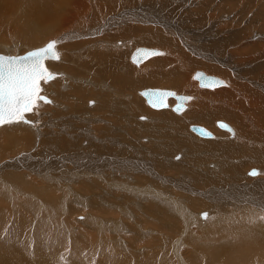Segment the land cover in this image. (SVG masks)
Here are the masks:
<instances>
[{"label":"rangeland","instance_id":"374dc122","mask_svg":"<svg viewBox=\"0 0 264 264\" xmlns=\"http://www.w3.org/2000/svg\"><path fill=\"white\" fill-rule=\"evenodd\" d=\"M57 1L61 2V0ZM74 1L87 6L85 0H64L66 4ZM128 1L130 3L124 6L129 10L139 8L141 3L139 0ZM153 1L165 7V10L160 8L157 11L151 3L150 7L154 9V14H158L162 21L165 20L173 27L183 29L172 31L164 25L155 22L149 24L142 18L134 16L129 17L124 26H106L108 31L98 33L94 37L74 36L70 42L60 40L57 43V40L53 39L58 53L55 60H46V62L55 66L52 73L55 77L49 82L41 80L38 92L39 95H45L48 101L36 100V107L23 115L29 125L25 126L20 122L21 127L15 122L0 125V147L5 148L8 143L20 139L21 144L27 148L22 149L20 146L15 149L17 152L5 148V153L0 155V167L15 159L17 155L18 158L23 157L30 161L40 158L39 155L43 151L47 153L44 163H40L41 168L47 170L45 175L37 172H41L40 167L33 171L28 170L22 162L21 168L7 169V165L0 170V248L3 247L1 244L9 243L13 246L15 243L21 249L18 253L24 252L25 258L27 256L34 259L37 253L32 252L36 251L37 244L44 243V253L41 257L49 262H52V259L58 260H53L52 264H216L213 260L218 248H214L215 252L211 249L207 252L203 244L204 238L213 242L209 239L208 233L203 235V230L216 226L215 223L213 225L212 222L208 223L212 217L218 215L217 211L212 209L216 200L211 198L203 202L202 199L207 188L213 187L219 190L218 186L224 185V174L228 173L223 172L221 163L223 158L216 159L218 152L207 149V144H201L202 139L200 140L189 130L184 129L182 132L178 129L172 130L175 125L172 127L168 125V120L163 119L157 112L161 110L147 106L139 92L145 88L171 90L167 85L154 84L155 82L150 78L151 74L161 73L152 66V63L150 64L154 58H159L161 55L171 58L170 70L184 68L181 71L187 72L185 61L180 58L183 55L178 56L170 49H165L176 44L179 52H184L183 54L205 65L219 66L231 76L228 78L227 73L224 77L215 75L220 80L227 81L228 78L231 84L236 83L235 86L238 87V84H244L242 77H246L250 83L245 85L250 86L251 91L254 89L264 94L261 89L264 88L262 87L264 85V0H151L150 2ZM40 5H48L49 9L40 10L38 8ZM56 5L55 0H0V46H4L0 48V54H22L57 37L59 30L51 20L56 16L54 12ZM136 6L138 7L134 8ZM78 10L79 8L74 7L71 13L60 12L63 13V17L65 16L64 20H68L74 15L76 18ZM81 12L83 13L78 16L81 26H84V21L82 23L81 20L95 17L91 13L89 15L83 7ZM109 17L107 15L102 18L103 23L100 22V25L107 24L106 19ZM179 17L181 21L184 20V23L180 21V26ZM97 20L99 21L100 17H97ZM70 24L68 23V26ZM68 26L61 28L64 30ZM98 27L97 22L94 28ZM129 28L133 34L124 35V30ZM149 31H154L155 35L163 40L171 41V44L163 46L156 40H148L147 37L151 34ZM41 33L44 35L40 39ZM106 36H112V40L104 39ZM102 42L109 44L111 49L108 50L101 44ZM185 43L188 45L186 46ZM221 46L224 48L222 49ZM190 47L193 49L200 47L202 51L193 55L189 51ZM137 48L154 49L160 54L136 66L131 62V55ZM164 50L166 53H163ZM128 51V66L122 65L116 68V73L112 77L115 83L109 80L107 73L108 79L103 77L105 81H102V78L98 77V71L108 68L109 63L108 65L106 63L113 59V53ZM98 54H107L109 58L104 61L99 60ZM226 54L231 56L229 60L231 62L227 65L224 62ZM209 55L214 59H209L207 57ZM85 69L87 73H84ZM206 70L210 72L206 66L196 68L190 75L191 79L186 83L190 81V84H193V73L197 71L206 73ZM125 76L128 82L123 84L121 80ZM141 83H146L148 86H143V89L140 87L138 89L141 90L138 91L134 85ZM131 87L132 89H129ZM220 87L218 88H225L226 84L225 87L223 85ZM238 88H241L240 85ZM215 90L217 91V88L210 91L213 93L216 92ZM240 90L243 97H239L241 100L238 101L234 98L233 100L232 97L216 99L215 94H208L198 89L192 94L195 97L186 95L190 99L186 101L188 108L198 110L195 115L186 118L182 115L184 111L176 113L171 109L169 113L175 116L182 115L178 118L183 122L182 126L188 127L190 126L188 121L195 123L194 120L189 119L190 117L198 122L197 115L204 116L209 113L207 111L209 108L218 106L210 102H221L223 99L225 105L223 102L221 104L225 108L242 115L241 102L246 104L248 100L245 99L243 88ZM185 93L182 92V95L184 96ZM58 95H61V98H57ZM141 100L142 103L139 102ZM227 101L232 102L227 104ZM233 103L237 110L232 108ZM137 105L142 109L136 108ZM168 108L170 104L165 109ZM214 127L224 131L217 125ZM16 131L20 138L14 136ZM182 140H188L191 145L181 143ZM212 140L229 142L220 136ZM262 141L258 140V142ZM43 145H46V150H42ZM96 146L99 147L97 150L99 153L93 151L97 149ZM104 156L107 159L110 157L109 162L111 164L113 162L114 165L106 164L107 169L86 165V161L89 163L107 160ZM134 157L137 158L133 161L137 163L136 166L128 162ZM232 159L236 160L234 165L239 171L233 175L237 178H232L234 182L226 180L227 183L221 188L228 191V188L236 183L235 186L247 188L245 191H239L244 200L249 192H256L258 201L264 202V194L259 188L261 185L264 186V163L259 164L256 159L254 160V156L247 152ZM114 160L120 163L118 161L115 163ZM139 162L142 164H138ZM230 163L233 165L232 161L228 162ZM253 168L259 170V174L248 177L246 172ZM192 170L196 173H204L205 180L209 176L213 185L205 186L198 178H193V182L189 184L191 191L184 190L182 185L185 182L181 181L180 184L178 182L183 180L182 176L191 175ZM8 174L22 176L29 186L23 183L20 185L17 182L22 179H15L14 175L11 178ZM203 175L200 178H204ZM219 180H223L222 185ZM230 183L232 184L229 185ZM6 184L8 187L4 189ZM148 191H151L148 194L155 193L160 202L156 203L147 198ZM191 200H201L205 207L194 209L191 204L194 201ZM166 201H169L168 204H164ZM169 205L176 206L175 209L178 211L187 212L182 216H176L171 212L172 210L169 211L171 208L167 210ZM258 207L261 209L258 210ZM232 208V206L227 208L230 209L227 216H232L230 213L236 212L234 216H237V220L235 217H229L227 221L217 223L220 231L213 234L214 240L216 237L221 239L213 243L219 245L222 244L223 239L231 240L235 246L232 252L234 261H241L246 255H250L249 250L245 249L250 243L244 233L250 232L257 240H264V206L254 203L242 204L235 210ZM239 210L243 213H238ZM204 214L209 215L208 220L202 218ZM189 215L191 217H188ZM251 218L256 219L249 222ZM184 220L186 223H183ZM230 220H232L231 224ZM232 226L237 230H232ZM238 234L244 239L240 246H238L240 242ZM192 237L195 238L196 243ZM197 242L202 244L199 245ZM247 261L256 264L257 260L249 258ZM225 262L221 263L227 264ZM262 262L264 259L258 264Z\"/></svg>","mask_w":264,"mask_h":264},{"label":"bare ground","instance_id":"6f19581e","mask_svg":"<svg viewBox=\"0 0 264 264\" xmlns=\"http://www.w3.org/2000/svg\"><path fill=\"white\" fill-rule=\"evenodd\" d=\"M70 1V0H69ZM137 1V0H135ZM151 0H139V8H137L138 6L134 7V8H137V9H133V10H129L126 6H124L125 4H129L130 2L128 0H97L96 2L94 0H85V3L87 4V6H84L83 4L80 5V4H77L75 1L72 2V3H65L64 0H61V2L59 3L57 0H55V3L57 4L55 7H54V12L56 14V16L52 17V22L53 24L55 25V27L59 30V33L57 35V37L55 38H52L51 40H49L50 42H53V39L57 40L56 43L58 41H62V40H65V42H70L71 39H74V36H79L81 38H85V37H94V36H97L98 33L101 34V32H106L108 31V29L106 28V26H113V25H117L118 27H122L125 25V23L127 22L128 19H130L129 17H138V18H142L143 21H147L149 24H153L154 22L157 23V24H160V25H164L166 26V28H168L169 30H172V31H178V29L181 31L183 28H175L173 27V25L171 24H168L165 20L162 21L161 17H159L158 14H154V9H152L150 7L151 3L154 4V8L155 10H159L160 8L162 10H165V7H161L163 4L161 3H156V1H153V2H150ZM82 3V2H81ZM67 7H66V6ZM141 6H143V8H141ZM158 6V7H157ZM48 5H45V6H39L38 8L40 10H44V11H47L49 8ZM66 7V8H65ZM79 8V12L77 11L76 12V18H75V15L74 17H71L70 19H66L64 20V17H63V13L60 12V11H68L70 12L73 8ZM82 7L86 9V12H88V14L92 16H95L94 19H85V20H81V22L83 23L84 26H81V23H80V20L78 18V16L80 14H82L83 12H81L82 10ZM85 12V13H86ZM71 13V12H70ZM73 13V12H72ZM75 14V13H74ZM107 15H109L110 17L106 19V22L107 24H103L102 26L100 25V22L102 20V18H105ZM163 17H165L164 15H162ZM61 18V19H58ZM97 17H100V20L98 21L97 20ZM75 18V19H74ZM74 19V20H73ZM179 22L181 21L180 20V17L178 18ZM98 22V25L99 27L98 28H94L96 23ZM182 23H184V20L181 21ZM181 22L179 24V26L181 25ZM68 23H71L69 26H68ZM103 23V22H101ZM187 23V22H185ZM39 25H43L42 23H39ZM53 25V26H54ZM68 26V28H65L64 30L61 28V27H64V26ZM184 26V25H183ZM182 26V27H183ZM52 27V26H51ZM49 27V29L51 28ZM88 27H91V29H88ZM126 36H130L132 35V31L131 29H127V30H124ZM116 33V31H115ZM149 33H151L147 38L148 40L150 41H154L156 40L159 44L163 45V46H166V44L170 43L171 44V41L167 40V39H162V38H159V36H156L155 35V32L154 31H149ZM135 34V33H134ZM44 35V33H41L39 34V38L41 39V37ZM184 35H182L183 37ZM77 38V37H76ZM104 39H109V40H112V36H106ZM80 40V39H79ZM48 41V42H49ZM55 42V41H54ZM64 42V41H63ZM55 43V45H56ZM101 44H103L105 47L108 48V50L111 49V46L109 44H107L106 42H102ZM119 44H121L119 42ZM186 46L188 45V43H185ZM192 44V43H190ZM92 45V44H91ZM43 46V45H42ZM199 46V45H198ZM4 47L3 45L0 46V48ZM126 47V46H125ZM210 47V46H209ZM212 47V46H211ZM172 48V49H171ZM188 48V47H187ZM221 48L223 49L224 47L221 46ZM228 48V47H227ZM166 50L170 49L173 53H175L176 55H183V56H180L181 59H183L185 61V65L187 67V72L184 73L182 72L181 70H184V68H181V70L179 69H173V70H170L169 68V64H171V58H167V57H163V55H161V57L159 58H154V56L156 57V55L160 54V52H158L157 50H154L156 51L154 54H152L151 56H149L148 58L142 60V61H139V62H135L131 59V62L138 66L142 63H144L145 61L149 60V59H153L150 64L152 63V66L154 68H157L158 70L161 71V73H157V74H151L150 78L151 80H153L155 83L154 84H159L160 86H169V88L171 90H174V94L176 95H182V92H186L184 95H190L189 97H195V95H192L194 93L195 90H201L205 93H208V94H215L214 98L216 99H219V98H223V97H232V99L234 98L235 100H238L240 99L239 97H243L242 93H241V88H243V92H244V96H245V99L248 100V102L246 104H243V102H241V105L243 107V109H241V113H243L242 115H240L237 111L236 112H231L232 110L231 109H227L225 108V106H223L221 104V102H223V104L225 105V101L222 99L221 102L220 101H212L210 103H212L213 105H218V106H215V107H211L209 108L207 111H209V113L205 114L204 116H199L197 115L196 116V119L198 120V122L195 120V118L193 117H190L189 119L191 120H194V122H191V121H186L190 126L193 124V125H196L197 123H201V124H204L202 126L208 128L212 133H211V136L210 137H201L199 135H197L196 133H194L191 129H190V126H182L183 122H180V119L178 117L184 115L186 118L189 117V116H193L196 114V112H198V110L195 109H190L188 108L187 104H186V101L190 100L188 99L189 97H187V100L185 101V108L181 111H175L172 109L171 106H173V104L175 103V98L173 97H168L166 99L167 101V107H169V104H170V108L168 109H165V108H152L150 107L146 100L144 99V97L141 95V89H143L142 87L143 86H148L146 83H141V84H138V85H134V87L140 91L139 94L141 95V97L143 98V100H145V104L147 106H149L150 108L154 109V110H161V111H157L159 112V115L162 116L163 119H167L168 121V125H170L171 127H173L172 130H181V132L185 129L186 131L189 130V132H192L193 134L197 135L200 140L202 139V143L201 144H207V149H210V150H213V151H216L218 152V156L216 159H218L219 157H222L223 160L221 161L222 165H223V172L224 173H228V174H224V179L225 181L227 180V182L231 181V182H234L232 181L233 179V175L236 174V172H239L238 169L236 168V166L234 165V163L236 162V160L232 159V158H236V157H239L240 155H244V153H249V155H253L254 156V160L256 159V161L259 163V164H262L264 163V94L261 93V92H258V91H255L253 89V91H251L249 89L250 86H247L245 84H247L248 82L250 83V81L248 80V78L246 77H242L243 78V81H244V84H238V87L240 85L241 88H238L235 84H231L232 82L229 81L228 78H231V76L226 72H224L225 70L222 69L221 67L219 66H214V65H205L203 64L201 61H198L196 59H193L191 58L189 55H185L181 52L178 51L177 49V45H172L171 47H165ZM55 50H56V54L58 53L57 52V49H56V46H55ZM148 50H152V49H148ZM191 54L193 55H197L199 54L198 52L199 51H202V49L200 47H194L191 48L190 47V50ZM163 52V51H162ZM128 52H117V53H113V59L111 61H108L106 64L108 65V68L104 69V70H101V71H98V77L102 78V81H105L103 79V77H105V79L107 80L108 79V76L107 74L109 75V80H111V82L114 84L115 83V79L112 78L114 73H116V68L118 66H122V65H126L128 66ZM163 53H166V51L164 50ZM203 53V52H201ZM227 53V51H226ZM203 55V54H202ZM225 55V54H224ZM223 55V56H224ZM98 59L99 60H106L107 58H109V55L107 54H98ZM209 59H214L213 56L209 55L207 56ZM83 57H81V60H82ZM231 58V56H229L228 54H226L225 56V65L229 64L231 61H229ZM56 58L54 59H51V58H45L43 64L45 66V68L49 71V73H53L54 72V69H55V66L52 65L51 63H48L46 62V60H55ZM80 60V59H79ZM196 60V61H194ZM49 64V65H48ZM79 64V63H77ZM84 65V63H83ZM181 67H183L181 64H180ZM206 66L208 68V70L210 72H208L207 70L205 71L206 75H211V76H215V75H219L220 77H224L227 73L226 76H228L227 78V81L226 79H223V84L219 85V86H215L213 88H209V87H204V86H200L199 85V82L198 80L194 77L195 73H193V84H190V81L188 83L187 80L191 79L190 78V75L191 73L196 69V68H199V67H204ZM86 70V69H85ZM129 70V69H127ZM106 71V72H105ZM84 73H87V70L84 71ZM107 73V74H106ZM215 73V74H214ZM218 76V77H219ZM55 77V75L52 74V77L49 79V80H46V79H42L44 80L45 82H49L51 81L53 78ZM249 77V76H248ZM261 77V76H260ZM257 78H259L257 76ZM239 80H240V77H239ZM252 80V79H251ZM122 83L125 84V82H128L127 80V77L125 76L122 80ZM253 81V80H252ZM255 81V80H254ZM259 81V80H258ZM41 82L38 81V87L39 84ZM109 83V82H108ZM230 83V84H229ZM248 83V84H249ZM255 83V82H254ZM260 83V81H259ZM54 83H52L53 85ZM95 84V82H94ZM225 84H226V87H225ZM224 86L225 88H222V89H219L218 87L220 86ZM262 85V84H261ZM253 86V85H252ZM42 87V86H41ZM141 89H138L140 88ZM256 87V86H255ZM264 87V85L262 86ZM217 88V91L216 92H213L212 91ZM221 88V87H220ZM129 89H132L129 88ZM262 91L264 92V88H261ZM212 90V91H210ZM39 94L37 93V97H36V100H40L38 98ZM218 96V98L216 97ZM57 98H61V95H58ZM233 99V100H234ZM229 100V99H228ZM241 100V99H240ZM238 100V101H240ZM43 101V100H41ZM48 101V100H47ZM47 101H43V102H47ZM140 103H142L143 101H139ZM232 101H227V104L228 103H231ZM237 103V102H236ZM239 103V102H238ZM254 105V107L252 105ZM140 105H137L136 108L138 109H142L141 106L139 107ZM232 108H234L235 110H237L235 104L233 103V106ZM169 109H171L172 111L174 112H183L184 113L180 116H175L173 115L172 113H169ZM156 112V111H155ZM210 112H212L213 114H211ZM26 113H29V112H26ZM26 113H24L26 115ZM238 113V114H237ZM23 114V115H24ZM24 115V116H25ZM248 115V116H247ZM23 116V117H24ZM85 116V115H84ZM182 120H184L182 118ZM187 120V119H186ZM218 121H225L226 123H229V127H230V130L228 129H225V128H221V126L218 125ZM22 125H29V122L28 121H25L24 118L22 119V121H19ZM19 122H15V124L17 123L20 127V123ZM190 122V123H189ZM7 123V124H6ZM11 122L9 121H5L4 125H9ZM259 123V124H258ZM185 124V123H184ZM211 124H215L217 125V127L221 130H224V131H220L218 129H216V127L214 126H211ZM199 125V124H198ZM19 130H21V128H19ZM18 131L15 132L14 136L20 138L21 136L17 133ZM178 133V132H177ZM255 133V134H254ZM217 136H220L222 137L223 139H225V141H229V142H224V141H216V140H212V139H217ZM196 138V137H194ZM220 140V139H219ZM258 140H263L262 142H258ZM162 141V140H161ZM48 141H46L47 143ZM181 143H187V146L191 145L188 140H185V141H181ZM180 143V144H181ZM169 145V144H168ZM22 149H27L26 147H24L21 142H20V139H16L14 141H12L11 143H8L6 145V149L10 150L11 152H17V149L18 147H20ZM43 149L42 150H46V145H43ZM158 146V145H157ZM160 146V145H159ZM184 147V145H183ZM4 147H0V155L1 153H5V149ZM20 148V149H21ZM91 148V147H90ZM95 148V146H94ZM97 149H93L94 152L96 153H99L97 150L99 147L96 146ZM161 148V147H160ZM252 148V149H250ZM253 148H255L256 150H254ZM156 149V148H155ZM167 149V147H166ZM161 150V149H160ZM168 150V149H167ZM32 151V150H31ZM105 151V150H104ZM107 151V150H106ZM128 151V150H127ZM165 152V151H164ZM169 152V151H168ZM158 153V152H157ZM37 155L39 153H36ZM107 154V153H106ZM106 154H104L106 156ZM135 154V153H134ZM47 153L45 151L41 152V155H39L40 158H38L37 160L35 159H32L30 161H27L25 159L27 158H18V155L16 156L15 159H13L12 161H10L9 163H6V164H3V166L0 167V170L5 168V166H7V169H9L10 167H13V168H21L22 166L21 165V162H22V165L26 166V168L28 170H34L38 167L41 168L40 166V163H44L45 159H46V156ZM108 155V154H107ZM104 156V159H107L105 158ZM110 156V155H108ZM48 157V156H47ZM102 157V156H100ZM137 157V156H136ZM134 157V158H130L131 160L128 161L130 163V165L132 166H136L137 163H133L134 160H136L137 158ZM95 158V157H94ZM110 158V157H109ZM107 159V160H99L100 162H89L87 163L86 161V165L87 166H90V167H94V168H98V169H101L102 167H105L108 165V164H111V161L110 159ZM136 158V159H135ZM41 159V161H40ZM102 159V158H101ZM114 159V158H113ZM232 159V160H230ZM43 160V162H42ZM95 161V160H94ZM103 161V162H102ZM113 161V160H112ZM118 160H116L117 162ZM232 161L233 165L228 164V162ZM115 162V160H114ZM115 162V163H116ZM119 162V161H118ZM117 162V163H118ZM120 163V162H119ZM107 164V165H106ZM124 164V163H123ZM138 164H142L141 162H139ZM212 164V163H211ZM2 165V164H1ZM113 162L111 164V166H113ZM109 166V167H111ZM128 167V166H127ZM24 168V167H23ZM112 168V167H111ZM250 168V167H249ZM143 169V168H142ZM178 169V168H177ZM175 169V170H177ZM181 168H179L178 170H180ZM39 170V169H38ZM104 170V169H103ZM139 170V169H138ZM144 170V169H143ZM256 170V174L255 175H250L249 174V171L248 170V173L246 172L247 176L248 177H255L259 174V170L255 169ZM46 169H42L41 168V172L40 171H37L38 173L42 174V175H45L46 173ZM113 171V170H112ZM111 171V172H112ZM197 171V170H196ZM180 172V171H178ZM191 172V171H190ZM189 172V173H190ZM142 173V172H141ZM188 173V174H189ZM177 174V173H176ZM185 174H187L185 172ZM204 173L202 172H198L196 173L195 170H192L191 172V175H186V176H182L183 180H179L178 184H180V182H185L183 183L182 185V188L184 190H187V191H191L189 190V184L191 182H193V178H198L199 181L203 182V184H205V186H212L213 185V181H211L209 179V176H208V179L207 180H210V181H207L205 180V176L203 175ZM239 174V173H238ZM10 175V177L12 178L13 175L15 176L14 178L15 179H22V180H19L17 183H23L25 184L26 186H29L27 185L26 183V179H23L22 176H18L16 174H8ZM182 175V173H181ZM201 175L204 176V178H200ZM202 176V177H203ZM246 176V177H247ZM187 177V178H186ZM236 177V176H235ZM234 177V178H235ZM3 178V177H2ZM131 178V176H130ZM237 178V177H236ZM158 179V178H157ZM161 179V178H159ZM229 180V181H228ZM236 181L238 179H235ZM164 181V180H163ZM223 181V180H222ZM222 181L219 180V182L221 183ZM224 181V185L227 183ZM1 182V181H0ZM132 182V181H131ZM159 182V180L157 181ZM162 182V181H160ZM166 183V181H165ZM167 183H170L171 182H168ZM29 184V183H28ZM164 184V183H163ZM173 184L174 181H173ZM172 184V185H173ZM232 183H230L229 185H231ZM234 184V183H233ZM1 185V184H0ZM4 185V184H3ZM21 185V184H20ZM148 185V184H147ZM162 185V184H161ZM160 185V186H161ZM165 185V184H164ZM163 185V186H164ZM222 185V183H221ZM222 185V186H224ZM227 185V186H229ZM236 185V183H235ZM233 185L232 187L228 188L229 190L228 191H225L223 188H221L222 186H218L219 190L217 189H214L213 187H210V188H207L206 190V194H205V197L202 199L203 202H207L208 199H215L216 202H214V206L212 209H214L215 211H217L218 215H216L215 217H212L211 221H210V217H209V221L208 223H211L213 225V223L216 224V226L214 227H211V228H208L207 230H203V235H205L206 233L209 234V239H211V241H215V240H219L221 238H217L214 240V235L213 234H216V232L220 231L219 228L220 226H218L217 223H221L222 221H227L226 219L229 218V217H235V219L237 220V216H234L236 214V212L234 213H230L232 216H227L229 215V211L230 209H227L229 206H232V210H235L237 207H239L240 205L242 204H254V203H257L261 206H264V202H260L258 201V195L256 192H249L248 195H247V198L244 200L239 194V191H245L247 188H244L242 186H235ZM245 185V184H244ZM7 184L5 185L4 189L6 188ZM152 186V185H151ZM167 186V185H166ZM8 187V186H7ZM177 187V186H176ZM179 187V186H178ZM2 188V187H1ZM44 188V187H43ZM191 188V187H190ZM238 188V189H237ZM259 188L262 190L263 194H264V186L261 185L259 186ZM45 190L47 188H44ZM181 189V188H180ZM181 189V190H183ZM236 190V191H234ZM170 191V190H169ZM221 191V192H219ZM151 191H148L146 193V196L147 198H150L152 200H154L156 203H159L160 201L157 199L155 193L153 194H148L150 193ZM154 192V191H153ZM194 193V192H192ZM242 193V192H241ZM158 195V194H157ZM193 195V194H192ZM202 195V194H200ZM182 199V197H180ZM179 199V198H178ZM190 199V198H189ZM177 200V199H176ZM191 201H194V200H191ZM201 200L200 201H194L192 202V206L195 208L197 207H205ZM225 201H229V202H225ZM41 202V201H40ZM39 202V203H40ZM167 202L169 201H166L164 204H166ZM42 204V203H41ZM168 204V203H167ZM176 204V203H174ZM173 205V203H172ZM207 205V204H206ZM33 207L35 206V204L33 203L32 205ZM165 206H168V205H165ZM164 206V207H165ZM37 207V206H36ZM39 208V207H38ZM41 208V207H40ZM39 208V209H40ZM166 208V207H165ZM171 208V209H170ZM176 206H170L167 207V210L171 211L174 215L176 216H182V214L187 211H182V210H177L175 209ZM49 209V208H48ZM188 209V208H186ZM261 207H258V210H260ZM37 211V209H35ZM43 211V210H42ZM41 211V212H42ZM191 211V210H190ZM199 211V210H198ZM170 212V213H171ZM226 212V213H225ZM238 213L241 212L240 214L243 213L242 210H239L237 211ZM39 213V212H38ZM37 213V214H38ZM44 213V212H43ZM207 213V212H206ZM214 213V212H213ZM190 214V213H189ZM196 214V213H195ZM202 214V213H201ZM46 215V213H45ZM185 215V214H184ZM214 215V214H212ZM239 215V214H238ZM47 216V215H46ZM208 216L209 215H206L207 217V220H208ZM219 216H222L220 219L217 218ZM246 217H248L246 214H245ZM184 217V216H183ZM187 217V216H186ZM188 217H191L190 215ZM43 218V217H42ZM45 218V217H44ZM202 218H204V215H202ZM47 219V218H46ZM45 219V222H47V220ZM184 219V218H183ZM249 219V218H248ZM252 220H249V222H252L253 220H255L256 218H251ZM40 220V218H39ZM188 220V219H187ZM245 221V220H244ZM185 222V220L183 221V223ZM232 220H230V224H231ZM186 223V222H185ZM228 223V222H227ZM46 225V224H45ZM184 225V224H183ZM125 227V226H124ZM209 227V226H208ZM202 228V226H201ZM232 230H237V228L235 226H232ZM71 234V232H69ZM263 233H264V230H263ZM249 240H247L250 244L247 245V247L245 248L246 250H249L248 253H250V255H246L244 257L243 260L241 261H234V258H233V255H232V252L233 250L235 249V246L234 244L232 243L231 240H222V244L219 243V245H215L213 242H209L208 240H205V238L203 239L205 242H203L204 244V247L206 248V251L208 252L210 249L212 252H215V249L214 248H218V252L216 254V257L215 259L213 260L216 264L217 263H221V262H225L227 264H246V263H249V264H254V263H251L249 261H247L249 258H252V259H255L257 260L255 263L258 264L260 261H262L264 258H262V256H264V240H257L254 235L250 234V232H246L244 233ZM222 235V234H221ZM70 236V235H69ZM221 237V236H219ZM224 237V236H223ZM238 239H239V243H238V246L241 245L242 241L244 240L240 234L237 235ZM194 237H192L193 239ZM207 239V238H206ZM195 240V238H194ZM20 241V240H19ZM208 241V242H206ZM216 241V242H217ZM220 241V240H219ZM43 242V241H42ZM77 242V241H76ZM19 243V242H18ZM17 243V244H18ZM195 243H196V240H195ZM200 244H202L201 242H197ZM12 244V243H11ZM3 245L2 248H0V264H52L53 263V260H56L58 261L57 259H52V262H49V261H45L41 255L44 253V249H43V245L44 243L42 244H37V247H36V251L35 252H32V253H37L35 254V258L34 259H30L26 256V259L25 258V255L24 252H22V254L18 253L21 249L18 248V246L14 243V245H10L9 243H5V244H1ZM8 246V248L6 246ZM22 246V245H21ZM6 247V248H4ZM51 251V250H50ZM49 251V252H50ZM195 252V251H194ZM31 253V252H29ZM247 253V252H246ZM32 254V257L33 255ZM257 254V255H255ZM31 255V254H30ZM202 255H204L202 253ZM43 256V255H42ZM205 257V255H204ZM262 258V260H261ZM40 259V260H39ZM199 260V259H198ZM208 260V259H207ZM179 261V260H178ZM206 262V260H204ZM181 262V261H180ZM209 262V261H208ZM182 264V263H181ZM185 264V263H184ZM222 264V263H221ZM261 264H264V262H262Z\"/></svg>","mask_w":264,"mask_h":264},{"label":"snow or ice","instance_id":"6c2138e0","mask_svg":"<svg viewBox=\"0 0 264 264\" xmlns=\"http://www.w3.org/2000/svg\"><path fill=\"white\" fill-rule=\"evenodd\" d=\"M55 44L40 51H33L22 60L0 57V125L5 121L19 122L23 114L36 107L37 93L40 91L38 81L46 79L44 60L46 56H55ZM163 103V97H157ZM256 173H250L255 175ZM204 218L206 214H204Z\"/></svg>","mask_w":264,"mask_h":264},{"label":"water","instance_id":"95a60500","mask_svg":"<svg viewBox=\"0 0 264 264\" xmlns=\"http://www.w3.org/2000/svg\"><path fill=\"white\" fill-rule=\"evenodd\" d=\"M49 43L50 42H47L43 46L27 50L22 54H17V55L0 54V57H3L5 61H7L8 59L22 60L24 57L28 56L33 51H40V50L46 48ZM155 52L156 51H154V50H148L146 48H137L133 52V54L131 55V59L135 62H139V61H142V60L148 58L149 56H151ZM56 56H57V54L55 56L49 55V56H46L45 58L54 59V58H56ZM45 77H46V80H49L52 77V74L49 73V71L47 69L45 71ZM194 77L198 80L199 85L204 86V87L213 88L215 86H219V85L223 84V81L220 80L219 78H217L215 76H211V75H206L202 71H197L195 73ZM140 93L144 97V99L146 100L147 104L150 107L156 108V109L167 107L166 99L168 97H173V98H175V103L173 104L172 109L179 112L185 108V101L187 100V96L176 95V94H174V92L172 90H169V89L145 88V89L141 90ZM160 96L163 97V103L157 102V97H160ZM38 98L43 100V101L48 100V98L45 95H39ZM218 125L221 126V128H225V129L230 130L229 125L224 121H218ZM190 129L194 133H196L197 135H199L201 137L207 138V137L211 136V132L209 130H207L202 125H198V124L193 125L192 124L190 126ZM250 173H256V170L253 168L249 171V174Z\"/></svg>","mask_w":264,"mask_h":264}]
</instances>
